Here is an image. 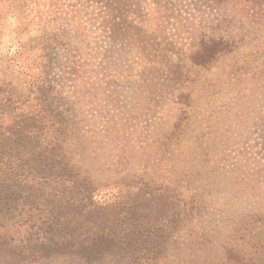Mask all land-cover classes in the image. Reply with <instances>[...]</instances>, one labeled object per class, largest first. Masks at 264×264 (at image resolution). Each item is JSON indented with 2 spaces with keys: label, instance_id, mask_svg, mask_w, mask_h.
Listing matches in <instances>:
<instances>
[{
  "label": "trees",
  "instance_id": "16d2710c",
  "mask_svg": "<svg viewBox=\"0 0 264 264\" xmlns=\"http://www.w3.org/2000/svg\"><path fill=\"white\" fill-rule=\"evenodd\" d=\"M200 2L211 13L204 16ZM68 6L63 13L57 1L51 5L52 21L62 18L68 37L55 34L56 50L41 77L29 83L31 98L2 99L0 264H264V194L255 206L239 207L229 227L215 230L213 209L198 215V197L213 185L207 179L197 187L190 183L201 169L213 171L208 147L182 145L189 158L175 168L178 183L148 178L151 189L134 187L132 199L123 192L131 185L106 191L111 187L94 184L93 171L83 168L85 159L100 173L166 162L190 117L202 73L242 40L241 9H262L264 0H73ZM249 18L255 24L264 14ZM46 67L57 72L50 75ZM120 82L131 86L138 121L126 129L132 138L125 148L132 141L131 148L107 164L109 151L102 150H112L127 134L97 111V99ZM259 145L264 160V134ZM255 174L253 184L238 180L235 190L220 188V205L233 203L238 192L256 196L264 174Z\"/></svg>",
  "mask_w": 264,
  "mask_h": 264
},
{
  "label": "rangeland",
  "instance_id": "374dc122",
  "mask_svg": "<svg viewBox=\"0 0 264 264\" xmlns=\"http://www.w3.org/2000/svg\"><path fill=\"white\" fill-rule=\"evenodd\" d=\"M55 1L57 8L63 13L70 8L68 5L73 3V0H0V113L2 102L6 98L19 102L31 98L29 83L41 77L44 66L49 63V57L56 50L51 49L55 34L59 35L58 40L68 37L64 20L58 19L57 24H54L56 20L52 21L54 14L51 5ZM199 5L203 15L211 13L207 4L200 2ZM241 11L242 19H245L240 32L242 40L239 39L235 49L220 58L215 66L202 73L197 85L198 97L193 103L194 107L184 128L177 134V146L171 148L168 160L149 167L143 166L142 161L138 165L140 168L135 172L100 173L95 171V164L85 159L88 164L83 168L93 171L94 184L111 187L106 191L114 190L112 185L120 183L131 185V190L123 191L128 192L127 197L130 199L137 196L134 187L138 190L151 189L146 186V183L151 182L148 178L158 179L157 184L162 178L175 186L178 183L175 168L186 165L189 158L182 145L198 148L205 146L209 148L207 159L211 160L209 164L213 171L206 174V170L201 169L200 178L192 181L190 187L204 185V179L213 186L211 192H205L203 196L198 197V215H206L213 209L216 230L224 226L229 227L239 207L243 210L255 206L257 200L258 203L263 201L262 187L253 190L257 197L250 195L252 190L245 191L242 195L238 192L235 199H232L233 203L224 201L221 205L220 199L224 194L218 192L220 188L235 190L231 185H235L238 180L246 184L255 183V173L258 169L264 174V160L261 158L259 145L264 134V124L261 123L264 119V20L254 24L249 18L253 12L264 14V8L251 10L246 6ZM228 33L227 30H221L218 34ZM232 66L239 67V70H231ZM45 70L50 75L57 72L56 69L47 67ZM230 70L234 77L230 76ZM206 83L210 85L207 87ZM131 98L130 84L121 82L110 87L109 92L98 96L100 107H96L97 111L103 115L107 113L120 122L122 131L127 134L123 135L117 144L112 145V150H102L109 151L104 153L103 158L107 164L115 162L122 149L131 148L132 141L129 148H125L128 140L132 138L126 129L130 123L134 126V121H138L136 115H132V109L137 111V107H133ZM139 120L145 127L142 116H139ZM150 134V138H156L154 133ZM145 137L143 133L140 143H144L142 139ZM204 155L205 151H200L196 157L202 159ZM81 158L75 157L74 161H80ZM151 183V186H156ZM183 184L185 185L184 182ZM220 209L223 210L219 213ZM91 214L97 216L99 211L92 209Z\"/></svg>",
  "mask_w": 264,
  "mask_h": 264
}]
</instances>
